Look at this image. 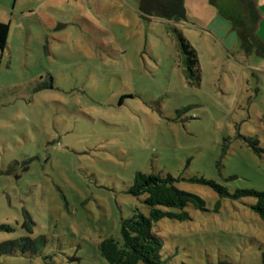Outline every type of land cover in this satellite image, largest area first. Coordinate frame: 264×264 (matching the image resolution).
<instances>
[{
  "label": "rangeland",
  "instance_id": "374dc122",
  "mask_svg": "<svg viewBox=\"0 0 264 264\" xmlns=\"http://www.w3.org/2000/svg\"><path fill=\"white\" fill-rule=\"evenodd\" d=\"M137 3L0 0V248L15 244L0 264H108L99 244L148 214L136 174L204 203L153 225L165 264H264L255 199L193 182L264 192V58L218 38L207 0H184L181 22Z\"/></svg>",
  "mask_w": 264,
  "mask_h": 264
},
{
  "label": "trees",
  "instance_id": "16d2710c",
  "mask_svg": "<svg viewBox=\"0 0 264 264\" xmlns=\"http://www.w3.org/2000/svg\"><path fill=\"white\" fill-rule=\"evenodd\" d=\"M213 4V0H209ZM138 11L148 17H157L165 21H186L183 0H139ZM251 19L256 21V15ZM9 26L0 22V50L6 47ZM241 41L240 48L246 55L255 54L264 58V43L256 36L254 29L247 26L237 30ZM179 48L185 56L187 68H195L198 64L194 49L178 34ZM175 179L160 174H136L129 194L134 197L146 196L144 204L148 214L143 215L135 210L132 217L123 220L120 224V240L107 239L99 244V253L108 264H165L161 260L162 243L152 232L153 225L167 218L174 221L188 220L184 209L191 205L195 210L204 211L203 201L196 195L178 190ZM193 182L211 188L220 197L255 199L251 210L264 220V192L236 191L229 195L222 187L213 181L195 179ZM15 244L10 242L2 245L0 253H7L9 247Z\"/></svg>",
  "mask_w": 264,
  "mask_h": 264
},
{
  "label": "crops",
  "instance_id": "0c3cea01",
  "mask_svg": "<svg viewBox=\"0 0 264 264\" xmlns=\"http://www.w3.org/2000/svg\"><path fill=\"white\" fill-rule=\"evenodd\" d=\"M138 4L139 0L137 3V10ZM207 5L209 8H211V10L212 8L216 10V14L213 11L210 12L212 13L213 17L210 21L211 25L209 28L214 26V28L212 27V30L218 33V38H228L229 36L230 41L226 43L228 47H230L232 44L236 46L240 43L237 30L240 27L247 25L249 28L254 29L258 39L263 42L260 39V36H258V31L264 26V0H213V4L207 0ZM4 10H7V8L4 7ZM4 10L2 11L3 13ZM221 12L223 15H221ZM251 14L256 15V21L251 19L252 17L254 18V16ZM0 22L6 23L4 17H0ZM253 55L256 56L255 54Z\"/></svg>",
  "mask_w": 264,
  "mask_h": 264
}]
</instances>
